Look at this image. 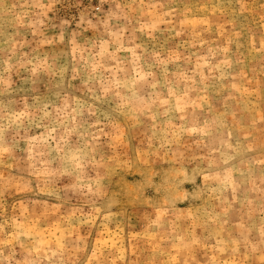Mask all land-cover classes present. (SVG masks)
<instances>
[{
	"label": "rangeland",
	"instance_id": "rangeland-1",
	"mask_svg": "<svg viewBox=\"0 0 264 264\" xmlns=\"http://www.w3.org/2000/svg\"><path fill=\"white\" fill-rule=\"evenodd\" d=\"M0 264H264V0H0Z\"/></svg>",
	"mask_w": 264,
	"mask_h": 264
}]
</instances>
